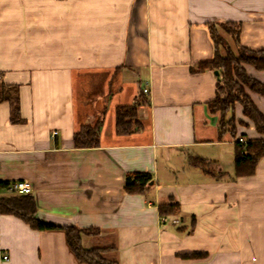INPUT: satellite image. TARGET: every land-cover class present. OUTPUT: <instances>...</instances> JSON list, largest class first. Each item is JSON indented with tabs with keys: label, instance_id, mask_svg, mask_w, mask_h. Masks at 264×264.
Here are the masks:
<instances>
[{
	"label": "crops",
	"instance_id": "0c3cea01",
	"mask_svg": "<svg viewBox=\"0 0 264 264\" xmlns=\"http://www.w3.org/2000/svg\"><path fill=\"white\" fill-rule=\"evenodd\" d=\"M221 23L264 52V0H0V85L15 87L19 108L15 121L0 102V182H28L38 220L95 230L82 247L109 249L117 264H264V157L234 176L235 140L208 112L215 71L199 67L214 56L208 25ZM248 95L264 114V98ZM124 106L137 123L119 135ZM234 111L235 139H258ZM97 122L98 146L75 148V131ZM141 173L144 192L127 193L126 177ZM164 204L176 210L159 214ZM0 264L79 263L61 231L0 214Z\"/></svg>",
	"mask_w": 264,
	"mask_h": 264
},
{
	"label": "trees",
	"instance_id": "16d2710c",
	"mask_svg": "<svg viewBox=\"0 0 264 264\" xmlns=\"http://www.w3.org/2000/svg\"><path fill=\"white\" fill-rule=\"evenodd\" d=\"M222 29L228 39L232 41L234 52L230 49L227 41L218 34ZM208 32L213 41L215 50L214 56L206 63L200 64V69H212L218 72L214 99L208 104L210 114L219 115L218 134L222 136L226 132L234 141V176L236 178L249 177L254 174L257 161L264 157V114L257 109L252 102L250 94H256L264 98V84L251 78L244 66L253 68L256 71H264V52L248 50L241 45L238 38L240 24L221 23L218 26L209 24ZM224 52L222 55L219 49ZM15 87L0 85V102H10L11 119L18 121L19 108L17 106V91ZM241 107L245 119L253 125L258 139L242 142L236 140V125L234 105ZM136 106H124L115 109V130L119 135L132 132L133 126L137 123ZM99 123L95 125H82L72 137V145L77 149L96 148L99 138ZM193 165L200 167L207 175H213V171L207 169L208 163L202 159H195ZM151 181L147 173L128 175L124 187L127 193L142 194ZM12 183L0 182V189L5 195L0 196V214L15 216L28 225L31 229L43 231H61L64 233L65 244L69 252L79 264H117L105 257L109 249L87 248L81 245V238L86 235H94L92 229H78L76 227H59L36 218V206L30 195H18L8 191ZM176 205H159V214H172ZM188 259H202L200 254H188L183 256Z\"/></svg>",
	"mask_w": 264,
	"mask_h": 264
},
{
	"label": "built area",
	"instance_id": "2783aa9c",
	"mask_svg": "<svg viewBox=\"0 0 264 264\" xmlns=\"http://www.w3.org/2000/svg\"><path fill=\"white\" fill-rule=\"evenodd\" d=\"M1 79V78H0ZM140 95L144 97L149 96V87L146 86V84L140 85ZM57 133L55 131L52 132V137L55 136ZM8 191L11 193H16L18 195H32V189L31 186L28 182L25 181H14L12 182V185L9 186ZM3 260H7V256L3 255L2 256Z\"/></svg>",
	"mask_w": 264,
	"mask_h": 264
},
{
	"label": "rangeland",
	"instance_id": "374dc122",
	"mask_svg": "<svg viewBox=\"0 0 264 264\" xmlns=\"http://www.w3.org/2000/svg\"><path fill=\"white\" fill-rule=\"evenodd\" d=\"M219 31H218V34H219V36L221 37V38H225V40L227 41V44L229 45V47H230V49H232V44H231V41L229 40V39H227V37H225V33H224V31L221 29H218ZM232 45V46H231ZM224 52L222 51L221 52V54H223ZM236 105V104H235ZM235 105H234V107H235Z\"/></svg>",
	"mask_w": 264,
	"mask_h": 264
},
{
	"label": "water",
	"instance_id": "95a60500",
	"mask_svg": "<svg viewBox=\"0 0 264 264\" xmlns=\"http://www.w3.org/2000/svg\"><path fill=\"white\" fill-rule=\"evenodd\" d=\"M214 75H215V76H218V72H217V71H215V72H214Z\"/></svg>",
	"mask_w": 264,
	"mask_h": 264
}]
</instances>
